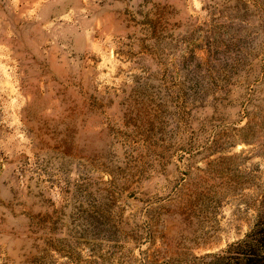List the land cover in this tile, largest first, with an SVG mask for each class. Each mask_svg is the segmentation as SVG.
Segmentation results:
<instances>
[{
    "label": "rangeland",
    "instance_id": "374dc122",
    "mask_svg": "<svg viewBox=\"0 0 264 264\" xmlns=\"http://www.w3.org/2000/svg\"><path fill=\"white\" fill-rule=\"evenodd\" d=\"M264 228V0H0V264H241Z\"/></svg>",
    "mask_w": 264,
    "mask_h": 264
},
{
    "label": "trees",
    "instance_id": "16d2710c",
    "mask_svg": "<svg viewBox=\"0 0 264 264\" xmlns=\"http://www.w3.org/2000/svg\"><path fill=\"white\" fill-rule=\"evenodd\" d=\"M264 232V228L262 230ZM250 251L245 253L241 259V264H264V233L263 236L256 240V243L246 240Z\"/></svg>",
    "mask_w": 264,
    "mask_h": 264
}]
</instances>
